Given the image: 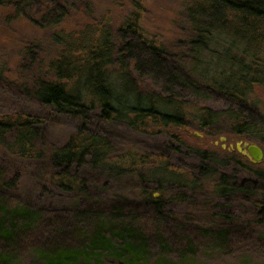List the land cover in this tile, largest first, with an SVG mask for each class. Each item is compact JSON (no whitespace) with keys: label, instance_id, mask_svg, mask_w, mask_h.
Returning a JSON list of instances; mask_svg holds the SVG:
<instances>
[{"label":"trees","instance_id":"16d2710c","mask_svg":"<svg viewBox=\"0 0 264 264\" xmlns=\"http://www.w3.org/2000/svg\"><path fill=\"white\" fill-rule=\"evenodd\" d=\"M134 2L116 27L51 35L57 56L13 102L27 105H0V264H264V159L188 144L193 128L264 149V0H185L174 52ZM0 8L52 27L70 11ZM63 120L75 131L51 144ZM136 135L164 140L143 151Z\"/></svg>","mask_w":264,"mask_h":264},{"label":"rangeland","instance_id":"374dc122","mask_svg":"<svg viewBox=\"0 0 264 264\" xmlns=\"http://www.w3.org/2000/svg\"><path fill=\"white\" fill-rule=\"evenodd\" d=\"M135 0H63L66 6L70 8L69 15L64 21L55 27L47 25V22L37 24L21 18L13 11L6 8H0V76L3 78L6 89L2 91L0 87V105L11 107L18 95L21 93V86H32L34 80L46 71L51 59L57 56L58 47L52 43L51 35L57 31H63L68 34L80 36L85 30L86 25L98 27L105 20L110 26L116 27L134 10ZM144 6L143 25L148 39L161 42L171 51H178V44L185 38L186 20L183 17L185 0H137ZM56 14L50 16V20ZM37 19L39 17L37 16ZM36 45L37 49L32 47V54L26 56L24 47ZM31 48V49H32ZM35 52L39 54L38 59L42 63H35ZM33 61L31 62V58ZM25 63V64H24ZM44 75V74H43ZM3 92V93H2ZM14 98V99H13ZM13 99V100H12ZM24 99V98H23ZM21 104L15 106H26L27 101L21 100ZM76 126L70 121L63 120L60 124L49 128V142L54 145L65 143L69 136L75 131ZM127 140L134 141V135L130 130H123ZM188 144L202 149H220L226 151L237 150L238 144L244 150V145L252 144L246 140L219 136L206 138L197 129L191 128ZM140 149L143 151H155L164 140V136L136 135ZM244 154V153H242ZM176 164H188L189 158L176 156ZM158 196V193H156ZM176 212L182 214L183 207L175 208ZM242 219H250L242 216Z\"/></svg>","mask_w":264,"mask_h":264},{"label":"water","instance_id":"95a60500","mask_svg":"<svg viewBox=\"0 0 264 264\" xmlns=\"http://www.w3.org/2000/svg\"><path fill=\"white\" fill-rule=\"evenodd\" d=\"M247 150H244L241 147V144H238L240 151L251 158L255 163H260L264 159V149L257 143H252L247 145Z\"/></svg>","mask_w":264,"mask_h":264},{"label":"flooded vegetation","instance_id":"af4514ba","mask_svg":"<svg viewBox=\"0 0 264 264\" xmlns=\"http://www.w3.org/2000/svg\"><path fill=\"white\" fill-rule=\"evenodd\" d=\"M244 147H246L247 148V146L246 145H244ZM246 155V154H245Z\"/></svg>","mask_w":264,"mask_h":264}]
</instances>
